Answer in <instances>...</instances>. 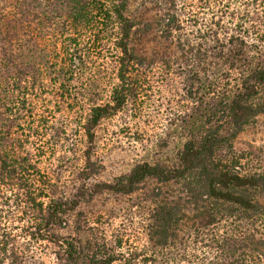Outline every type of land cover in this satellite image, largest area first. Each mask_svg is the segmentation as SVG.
<instances>
[{
	"label": "trees",
	"instance_id": "trees-1",
	"mask_svg": "<svg viewBox=\"0 0 264 264\" xmlns=\"http://www.w3.org/2000/svg\"><path fill=\"white\" fill-rule=\"evenodd\" d=\"M245 1L237 11L206 0L210 16L199 20L187 0H0V264H33V243L49 247L52 264H264V171L233 146L264 116V0ZM108 43L115 84L103 102L96 82H77ZM155 66L178 79L165 138L153 158L91 182L96 129L136 102ZM55 83L63 103L87 110L67 191L29 148L34 101ZM101 198L138 210L149 245L128 254L120 234L108 242L91 211L112 217L123 205L95 206Z\"/></svg>",
	"mask_w": 264,
	"mask_h": 264
},
{
	"label": "rangeland",
	"instance_id": "rangeland-1",
	"mask_svg": "<svg viewBox=\"0 0 264 264\" xmlns=\"http://www.w3.org/2000/svg\"><path fill=\"white\" fill-rule=\"evenodd\" d=\"M213 1L211 0V6H214ZM230 1L234 10L247 8L244 5L245 0ZM187 2L189 3L185 12L191 16L199 20L202 18L206 20L207 16H210V11L204 3L206 0ZM51 43L52 41H49L48 46ZM108 45L110 46L106 51L94 50L91 53L85 75L80 76L77 82L82 81L84 84L91 80L96 82V86L102 91L100 96L103 102L109 100V92L115 84L111 71L116 51L111 43ZM150 72L146 83L139 81L140 85L145 84L146 89L140 91L136 102L127 103L120 113L104 120L96 129L94 159L99 164V173L91 178V182L111 181L114 177L128 172L133 164L145 157L153 158L159 138H165L163 135L167 116L178 104V79L167 78L164 81L162 77L166 78L165 72L158 66L153 67ZM59 90L58 83L50 85L46 88V93L39 95L40 98L34 101L33 118L37 120L34 124L40 126L37 135L32 138L33 147L29 144V148L40 172L46 177L51 176V180L60 189L67 191L74 185L75 171L81 166L84 138L80 126L87 110L83 109L80 112L69 108L67 103L61 101ZM87 91L85 89L86 93ZM86 93L83 95L86 96ZM68 98L69 96L66 99ZM84 99L86 98H81L82 101H85ZM233 146L237 153H245V156L250 158L252 169L264 171V116L257 117L246 126L233 142ZM168 152H171V147ZM95 202H97L94 203L95 206H103L102 208L123 205L121 209L117 208L119 213L112 217L103 214V209L91 211L95 216L100 213L103 222H107L103 228L108 242L113 240L115 234L118 233V236L120 234L122 246L128 250V254L141 245H149L145 233L140 229L139 211L136 209L127 211V208H124L128 201L125 199L117 201L115 198L105 201L101 198ZM24 242L19 240L18 245H23ZM29 251L33 264H52L50 249L43 243L31 244ZM27 261L21 259L20 263L16 260V264H29Z\"/></svg>",
	"mask_w": 264,
	"mask_h": 264
}]
</instances>
